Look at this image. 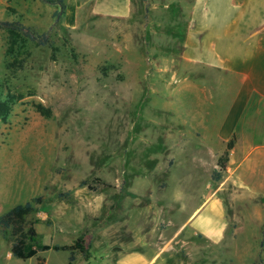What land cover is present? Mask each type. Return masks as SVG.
Listing matches in <instances>:
<instances>
[{
	"label": "rangeland",
	"instance_id": "obj_1",
	"mask_svg": "<svg viewBox=\"0 0 264 264\" xmlns=\"http://www.w3.org/2000/svg\"><path fill=\"white\" fill-rule=\"evenodd\" d=\"M151 2L171 10L162 6L167 0ZM168 15L110 32L102 25L88 47L51 30L43 45L24 44V62L13 72L4 71L1 59L0 83L6 79L8 87L0 100L7 89L19 98L0 120V215L41 197L30 219L44 244L69 245L84 233L85 251L70 264L110 245L161 250L158 264H264L261 198L258 204L249 192L223 186L210 199L226 167L215 181L221 154L213 159L220 146L211 78L203 80L206 125L196 138L184 120L188 110L196 126V88L181 93L179 71L172 79L174 65L164 56ZM184 67L196 87L199 74ZM9 249V233L0 228V264H68V252L22 261Z\"/></svg>",
	"mask_w": 264,
	"mask_h": 264
},
{
	"label": "crops",
	"instance_id": "obj_2",
	"mask_svg": "<svg viewBox=\"0 0 264 264\" xmlns=\"http://www.w3.org/2000/svg\"><path fill=\"white\" fill-rule=\"evenodd\" d=\"M60 1L63 10L55 24L57 7L53 4L40 0H0V22H14L35 36L47 34L51 28L59 29L67 33L73 46L88 47L95 44L94 32L102 31V25L110 32L113 25L127 24L132 28L146 16L153 23L169 14L170 29H164L169 49L164 56L174 65L169 72L175 79L177 72L173 69L179 71L181 93L194 94L196 88V126L187 110L184 115L189 116L184 119L187 134L196 138L203 134L199 127L206 124L200 107L204 93L208 92L203 84L207 77L212 85L213 135L220 146L213 159L233 138L224 177L210 199L223 186L226 189L230 186L249 192L250 199L259 204L264 196V0H167L162 6L171 7L169 12L151 0H146L149 3L146 12L143 0ZM155 31L156 28L151 29L149 36H154ZM6 36L7 31L0 27V63ZM107 36L102 34L100 38ZM105 45L109 47L102 43ZM188 65L194 66L199 74L196 87L188 80V68L184 67ZM260 204L264 209V204ZM214 206H221L219 199ZM113 246L91 253L78 264H158L162 254L147 245L136 249L118 245L117 250H112Z\"/></svg>",
	"mask_w": 264,
	"mask_h": 264
},
{
	"label": "trees",
	"instance_id": "obj_3",
	"mask_svg": "<svg viewBox=\"0 0 264 264\" xmlns=\"http://www.w3.org/2000/svg\"><path fill=\"white\" fill-rule=\"evenodd\" d=\"M42 2L53 4L57 7V24L63 10L62 2L60 0H40ZM146 12V10H145ZM0 27L5 28L7 36L3 48V68L4 71L9 73L15 69L21 68L24 58L19 59L21 55H24L23 50L26 42H34L38 45H43L45 40V34L42 36H35L30 31L19 27L16 23L0 22ZM54 28V27H53ZM52 30V28H51ZM54 30V29H53ZM27 56V54H26ZM6 79L0 83V94L7 88ZM6 94L2 100H0V120H4L12 106V104L19 98L5 91ZM39 108V107H37ZM41 109H39L40 112ZM47 111L41 110V114L47 115ZM233 138H231L224 147L221 155L216 160L217 171H213V178L217 181L220 178L219 172L224 170L227 162L228 151L232 147ZM84 184V183H82ZM42 198H31L29 201L13 206L6 212L0 215V228L7 230L9 233L10 249L9 254L16 260H26L34 257L39 252L44 251H64L68 252L67 263L70 264L72 256L75 252L84 253L85 248L83 246L84 233L77 236L73 242L69 245H47L41 240L40 234H38L34 225L37 223L36 219H30L35 213V206L41 203ZM261 201L264 202V196L261 197ZM87 255H85L86 257ZM89 257V256H87ZM42 260H38V264H41Z\"/></svg>",
	"mask_w": 264,
	"mask_h": 264
},
{
	"label": "water",
	"instance_id": "obj_4",
	"mask_svg": "<svg viewBox=\"0 0 264 264\" xmlns=\"http://www.w3.org/2000/svg\"><path fill=\"white\" fill-rule=\"evenodd\" d=\"M118 248H113L112 250H117Z\"/></svg>",
	"mask_w": 264,
	"mask_h": 264
}]
</instances>
